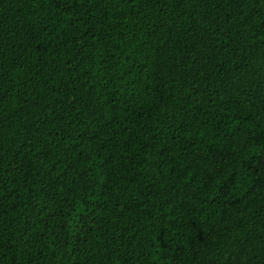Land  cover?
Returning <instances> with one entry per match:
<instances>
[{
  "label": "trees",
  "instance_id": "obj_1",
  "mask_svg": "<svg viewBox=\"0 0 264 264\" xmlns=\"http://www.w3.org/2000/svg\"><path fill=\"white\" fill-rule=\"evenodd\" d=\"M0 264H264V0H0Z\"/></svg>",
  "mask_w": 264,
  "mask_h": 264
}]
</instances>
